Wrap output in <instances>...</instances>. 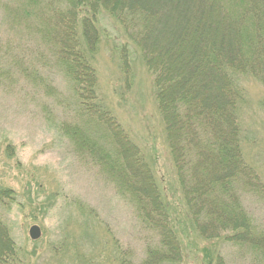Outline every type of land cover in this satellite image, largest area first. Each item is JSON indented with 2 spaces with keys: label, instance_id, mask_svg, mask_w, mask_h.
<instances>
[{
  "label": "trees",
  "instance_id": "1",
  "mask_svg": "<svg viewBox=\"0 0 264 264\" xmlns=\"http://www.w3.org/2000/svg\"><path fill=\"white\" fill-rule=\"evenodd\" d=\"M41 1L26 0L23 12L71 83L74 121L60 132L158 238L147 246L142 264H178L182 246L151 165L98 99L92 61L104 14L114 18L129 41L118 50L125 75L133 44L154 76L192 231L206 240H225L264 264V227L253 224L244 206L246 198L264 200V185L244 159L239 124L244 92L237 84L242 75L264 85V0ZM7 192L0 189V199ZM16 256L10 230L0 220V264H14ZM216 264H224L218 255Z\"/></svg>",
  "mask_w": 264,
  "mask_h": 264
},
{
  "label": "rangeland",
  "instance_id": "2",
  "mask_svg": "<svg viewBox=\"0 0 264 264\" xmlns=\"http://www.w3.org/2000/svg\"><path fill=\"white\" fill-rule=\"evenodd\" d=\"M25 4L0 0V189L8 191L0 199V220L17 248L14 264H142L147 246L158 238L60 132L74 121L71 83L35 35ZM100 17L102 32L92 61L97 96L152 167L181 242L178 264H216L217 255L224 264H263L251 252L192 231L154 76L133 44L128 47L131 70L125 75L118 50L129 41L112 16ZM237 81L244 92L239 119L244 159L264 185V85L251 76ZM244 206L253 224L263 228L264 200L246 198ZM32 226L40 231L36 240L29 236Z\"/></svg>",
  "mask_w": 264,
  "mask_h": 264
},
{
  "label": "water",
  "instance_id": "3",
  "mask_svg": "<svg viewBox=\"0 0 264 264\" xmlns=\"http://www.w3.org/2000/svg\"><path fill=\"white\" fill-rule=\"evenodd\" d=\"M29 236L32 240H36L40 236V231L37 226H32L29 230Z\"/></svg>",
  "mask_w": 264,
  "mask_h": 264
}]
</instances>
